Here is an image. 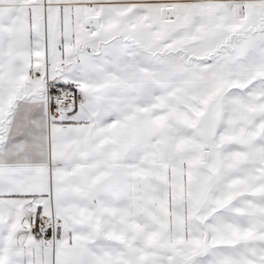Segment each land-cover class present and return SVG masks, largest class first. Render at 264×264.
Returning a JSON list of instances; mask_svg holds the SVG:
<instances>
[{
	"label": "snow or ice",
	"instance_id": "obj_1",
	"mask_svg": "<svg viewBox=\"0 0 264 264\" xmlns=\"http://www.w3.org/2000/svg\"><path fill=\"white\" fill-rule=\"evenodd\" d=\"M0 264H264V0H0Z\"/></svg>",
	"mask_w": 264,
	"mask_h": 264
}]
</instances>
